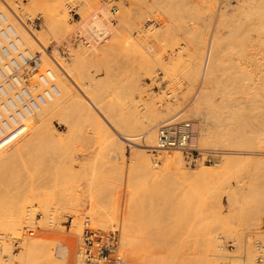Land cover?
I'll use <instances>...</instances> for the list:
<instances>
[{"label":"rangeland","instance_id":"374dc122","mask_svg":"<svg viewBox=\"0 0 264 264\" xmlns=\"http://www.w3.org/2000/svg\"><path fill=\"white\" fill-rule=\"evenodd\" d=\"M64 1L67 0H62L63 6ZM163 1L111 0L105 3L101 0H72L76 7V15L72 17L64 8L68 22L66 33L59 32L57 27H47L41 10L31 9L30 0H15L16 3H20L19 8L23 6L25 13L31 14V18L27 17L23 22L39 36L44 47L52 48L53 56L58 55L70 64L71 58H77V53L82 54L85 51V56L91 55L89 50L94 46L97 49L105 48L101 53L106 56H101L103 59L95 62L98 67L90 66L89 62L81 58L80 62H84V65L80 62L75 64L76 61L72 67L70 65L73 69L71 82L74 81L71 84L75 91H80L90 82V86H94L92 89L96 90L87 93L86 96H82V92H77L81 95V100L74 105L70 104L73 106L75 116L73 113L67 114V118H63L67 121L64 123L58 119L66 117L61 110V114L59 111L58 114L62 117L55 115L57 112L49 114L48 132L46 133L47 125L41 129V136L45 134V138L37 140L35 136L37 133L34 132L35 134L28 138H21L22 141L21 139L12 141L8 144L12 148L8 145L9 148H6L10 149L9 152L4 151L5 153L0 154V235H3L0 238L1 264H19L15 260L17 256L15 254L21 251L22 239L35 237L37 233L44 235L36 236L39 240L43 239L38 240L41 249L44 247L46 250L48 247L53 255L59 252L60 244L65 242L70 244L71 237L75 238L70 244L72 252L69 259L63 257L60 261L65 259L64 264H81L78 255L76 256L80 236L69 233L77 223L76 217L80 221L81 230L84 218L90 219L89 225L94 230H115L118 253L121 258L128 259L125 261H129L130 258L126 257L128 256L126 253V258L125 254L121 253L123 249L120 247L119 239L121 225L125 221L124 224L127 226L128 220L127 222L134 228H129L134 234L132 236L139 234L137 237L140 239L143 237L150 247V252L145 258L146 264H194L193 259L197 255L199 245H203L201 243L207 235L213 238L215 246L212 250L216 248L213 253L211 251L214 255L209 257L208 264H256L257 250L254 242L262 240L264 232V59L246 62L249 72L253 74L249 80L243 79L245 73L241 71L244 73L241 75L239 70L236 71L235 62L233 63L238 56L244 55L247 58L250 55L252 48L244 51L242 48L247 44L245 43L247 38L252 37L255 32L253 31V35L248 33L251 35L249 36L246 31L245 39L246 26L239 29L245 24L235 20H242L246 9L238 10L236 0H229L227 4L224 0L227 14L223 17L229 20L222 18L221 23L218 20L220 24L226 21L227 28L230 27L228 23L241 24V26L236 24L239 30L236 33L233 25L232 32L236 36L232 33V38L230 29L224 26L225 23L222 24L224 27L218 25V29L214 28L218 23L215 21V9L218 3L224 2L223 0ZM168 4L172 11L166 15L162 8ZM111 7L116 10L115 13ZM241 12L243 14H240ZM27 20L34 22L35 26L31 27ZM95 20L99 21L103 30H108L105 31L107 35L105 33L104 39H98L97 33L92 30V23ZM212 28L215 31L213 30L214 34L211 32L210 36L213 38L220 34L217 35V41L223 43L222 46L217 45V42L214 44L215 47L224 49L223 60H226L221 67L225 66L229 73L228 69L232 70L234 65L233 72H237L229 74V77L226 76L225 69L221 70L224 73H220L226 74L225 77L222 75L223 84L229 83L233 88L232 94L228 96L231 102L234 99L239 101L241 111L237 108L238 113L235 108L236 117L234 116L239 129L236 124L235 129L227 127L233 126L234 119L232 117L233 120L230 119L232 124H229V114L221 106L223 104H219L220 94L213 96L211 91L209 97L205 98L193 94L191 89L193 86L212 88L213 84L210 83L211 86L208 84L212 77L204 76L205 73L201 70L199 77H194L190 83L186 81L190 76L188 71L194 67L195 60L198 59L191 46L199 42L201 47L206 37L208 40L207 34ZM78 30L86 36L90 43L89 47L71 44V38ZM240 30L244 31L242 32L244 36L238 33ZM247 30L249 32L251 29L247 27ZM226 31L230 32V38ZM112 36L116 39L114 40ZM127 36H129L127 41H131L127 46H130L125 47L126 50L122 48L123 54L114 48L118 55L111 49L112 44L115 42V47H118L116 44H120L119 42L124 41ZM117 37L124 39L118 40ZM197 38L198 42L195 44ZM112 39L114 41L111 43ZM94 41L100 42L97 44ZM106 47L109 51H106ZM257 48L259 49L258 46ZM110 49L116 54H110ZM186 50L192 52L194 57L192 55L190 57V52L187 53ZM33 51H40L39 45ZM262 51L264 52V49ZM233 52L235 54H232ZM83 55L81 57H84ZM41 67L39 66V70L43 69ZM57 69L60 77L62 74L65 75L61 67L58 66ZM92 78L96 80L90 81ZM58 83L59 77L57 85ZM242 87H249V90L242 91ZM244 92L249 93L248 97L243 95ZM173 118L195 121L200 126L198 147L219 152L215 158L221 160V165H228V160L233 161V157L231 160L227 156L234 151H245L247 154L236 156L240 157L239 162L234 158L236 162H233V166L230 164L232 162H228L229 168L220 166L218 168L220 171L214 166L215 158L213 162H202L207 169L215 171V174L211 172L212 176L206 178L208 182L205 178L185 180L178 177L179 175L174 172L164 169V164L170 160L173 153L167 156L162 151L153 153L149 151L150 147L155 146L154 128L159 123ZM38 132L40 133L39 128ZM151 133L154 134L151 135L154 139L150 140ZM128 139L134 142L135 146H143L144 154L134 157L133 153L139 151L135 146L126 145ZM150 158L156 159L159 166L152 170L156 174L145 173L147 175L145 176L141 164ZM182 163L188 174L198 165L187 167L183 160ZM221 167H224L222 171ZM20 211L25 213L26 217L23 215L25 218L22 217L21 223L17 226V229H22L18 234L16 231L13 233L7 230L9 229L7 220L11 221L9 218L13 219ZM95 216L101 222L96 218L92 219ZM123 217H126L124 221ZM24 230H31L36 234L31 236ZM54 230L55 233L58 230L57 237L51 234ZM46 233L50 234L49 239L46 238L49 237L45 235ZM58 234H70L71 237L70 235L59 237ZM61 237L63 239L69 237L70 242ZM13 243L16 245L13 246ZM195 245L197 247L194 248Z\"/></svg>","mask_w":264,"mask_h":264},{"label":"bare ground","instance_id":"6f19581e","mask_svg":"<svg viewBox=\"0 0 264 264\" xmlns=\"http://www.w3.org/2000/svg\"><path fill=\"white\" fill-rule=\"evenodd\" d=\"M165 1V0H164ZM163 1V2H164ZM183 1V0H182ZM214 1V0H213ZM224 1V0H223ZM229 0H226V4H227V2H228ZM65 2V1H64ZM178 2V1H177ZM206 2V1H205ZM212 2V1H211ZM236 2V8L238 9V10H241L240 8H243V9H246L245 11H244V14H245V17H242V20L244 19V21H242V20H235L236 22H238V21H240V23H242V22H244V26H241V24L240 23H228V25H230V27L229 28H227V22L225 21V22H223L222 24L224 25V23H225V27H226V29H230L229 31H231V33L229 32V31H226V32H228L227 34H228V37H229V33L232 35V30H233V25H235V27H234V33H236L237 32V28H236V24H237V26L238 25H240L239 27V29H241V28H244L245 26H246V30H245V35H246V31H247V35H249L250 33L253 35V31L255 32V37H254V35L252 36V37H248L247 39L248 40H246L245 41V43L247 42V44H243L244 46V48H242L243 49V51L244 50H249V48H252V51H251V53H250V55H248L247 56V58H245L244 57V55L241 57V59H240V57L238 58L237 57V60L236 61H233V63L235 64V66L233 65V67H235L236 68V71H240L239 73L241 74V75H244V73H245V77L243 78V79H247V80H249V79H251L252 77H253V74H251L250 72H249V70H248V67H247V63L246 62H248V61H255V60H262V59H264V52L262 51L263 49H264V0H236L235 1ZM159 3V2H158ZM157 3V4H158ZM183 3H185V2H183ZM222 3H223V5H222ZM221 4L220 3H218V6H217V8L215 9V21L216 22H218V20L220 21V23H221V21H222V18L224 19L225 17H223L225 14H227L225 11H226V7H227V5L226 4H224L225 3V1L224 2H222ZM19 2H15V0L13 1H11V0H0V13H2L5 17H6V19H7V21L10 23V25L14 28V30H15V32H16V34H17V36H18V39L21 41V43H22V46H23V49H26L28 52H30V53H32V52H35V51H33V49L35 50V48L37 47V45H40V46H42V47H44L43 45H42V42H41V39L39 38V36H37V35H35V33L33 32V31H31V29L29 28V27H27L26 25V23L25 22H23V19L24 20H26L27 19V17H30V15L31 14H26L25 13V8L22 6L21 8H19L20 6H19ZM155 4V3H154ZM212 4V3H211ZM215 4V3H214ZM30 5H31V9H35V10H41V13H42V17H44V22H45V25L47 26V27H49V28H55V27H57L58 28V31L59 32H65L66 31V33H68V22H67V16H66V13H65V10H64V6H63V2H62V0H30ZM160 5V4H159ZM165 5V4H164ZM226 5V6H225ZM229 5V4H228ZM163 6V5H162ZM177 6V5H176ZM193 6V5H192ZM235 6V5H234ZM62 7H63V9H62ZM156 7V6H155ZM161 7V6H160ZM199 7H202V6H199ZM211 7V6H210ZM212 7H213V5H212ZM19 8V9H18ZM162 8V7H161ZM203 8V7H202ZM173 9V8H172ZM177 9V8H176ZM209 9V8H208ZM25 10V11H24ZM182 10V9H181ZM115 9H114V11H113V13H115ZM169 11H172L171 10V7H169V4H168V6H164L163 8H162V12L163 13H166V15L168 14V13H170ZM103 12V11H102ZM105 12V11H104ZM188 12H190V11H188ZM192 12V11H191ZM207 12V11H206ZM121 13V12H120ZM119 13V14H120ZM172 13V12H171ZM199 13V12H198ZM201 13V12H200ZM203 13V12H202ZM106 14V13H105ZM119 14H117V15H119ZM173 14V13H172ZM234 14V13H233ZM240 14H243V12H241ZM239 14V15H240ZM165 15V14H164ZM188 15H189V13H188ZM200 15V14H199ZM205 15V14H204ZM209 15H210V12H209ZM212 15V14H211ZM138 16V15H137ZM170 16V15H169ZM173 16V15H172ZM175 16V15H174ZM229 16H231V15H229ZM235 16V15H234ZM241 16V15H240ZM120 17V16H119ZM171 17V16H170ZM208 17V16H207ZM31 18V17H30ZM173 18V17H172ZM177 18V17H176ZM189 18V17H188ZM193 18V17H192ZM199 18V17H198ZM201 18V17H200ZM234 19L236 18V17H233ZM29 19V18H28ZM121 19V18H120ZM165 19H166V17H165ZM178 19V18H177ZM210 19V18H209ZM233 19V20H234ZM238 19V18H237ZM172 20V19H171ZM174 20V19H173ZM224 20H229V18L228 19H224ZM230 20H232V19H230ZM27 21H29V23H31L30 22V20H27ZM122 21V20H121ZM170 21V20H169ZM196 21V20H195ZM198 21V20H197ZM202 21H203V19H202ZM176 22V21H175ZM228 22H230V21H228ZM232 22H234V21H232ZM205 23V22H204ZM219 22L218 23H216L217 25H215V29L217 28L218 29V27L219 26H221L222 24H220ZM203 24V23H202ZM35 26V24H34V22H32L31 24H30V26ZM167 25L169 26V24L167 23ZM167 25H165V27L167 26ZM219 25V26H218ZM222 25V26H223ZM243 25V24H242ZM24 26V27H23ZM31 26V27H32ZM204 26V25H203ZM209 27H210V24L208 25ZM214 26V25H213ZM218 26V27H217ZM223 26V27H224ZM209 27H207L208 28V31H209ZM212 27V26H211ZM210 27V28H211ZM247 27H249V29H251L252 30V32H248V30H247ZM92 30H93V32L94 33H97L96 35L98 36V39H100V38H105L104 36H105V33L106 32H108V30H103V28L101 27V25H100V23H99V21H97V20H95V21H93V23H92ZM197 28V27H196ZM214 28H212L211 30H210V32H208V34H207V36H208V40H207V37H206V41H204V43H203V45L200 47L199 46V42H198V38L194 41L195 42V44L196 45H193V46H191L192 45V43H191V48H192V50H194V52L195 53H197V55H198V59H196L195 60V65H194V67L190 70V71H188V72H190L189 74H190V76L188 77V76H186V77H188V79L186 80L187 82L189 81V83H190V81L191 80H193V78L194 77H199L200 76V71L202 70V72L203 73H205L204 74V76L206 75V76H209V77H212L211 79L212 80H210V82H208V84L211 86V84H213V86H212V88H210V87H207V88H205V87H203V86H201V87H199V86H197L196 88H194V86L191 88V89H193V94L196 96V97H203V98H205V97H209V93H211V91L213 92V96H214V94L216 95V94H220L221 96V101L219 102V104L221 103V104H223V105H221L223 108H225L224 110H226L227 112H228V114H229V116H228V119H229V124L231 123L232 124V121L230 122V119L231 120H233L234 119V116H235V112L237 111H239L238 109H240V106H238L239 105V101H237V100H235L234 99V101L233 102H231V100H230V97H228L229 95H231L232 94V89L233 88H231V84L229 85V83L228 84H223L224 83V81H223V77H222V75H224V77H225V75L226 74H222L221 75V73H224V71H226L225 73H227V77H229L230 75L229 74H233V73H237L236 71H234L233 72V70H235V68L233 69V67H232V73H230L231 71L228 69V71H229V73L227 72V69L225 68V66L222 68L221 66H223L222 64H223V62L226 60H223V53H222V51L224 50V49H222V47H220V48H218L217 46L215 47L214 46V44L216 45V42L218 43L217 45H221L222 46V44H220L221 43V41H220V43L217 41V39H218V37H217V35L219 36L220 34H217L216 36H214L213 38L211 37L212 36V34H211V32L213 33V30H214ZM176 29V28H175ZM206 29V28H205ZM225 29V30H226ZM162 30V29H161ZM168 30V29H167ZM243 30V29H242ZM242 30H240V32H238V33H242V32H244V31H242ZM106 31V32H105ZM215 31V30H214ZM217 32H218V30H216ZM239 31V30H238ZM110 32V31H109ZM198 32H199V30H198ZM200 32H202V31H200ZM207 33V32H206ZM223 33V32H222ZM233 33V34H234ZM249 33V34H248ZM197 34V33H196ZM195 34V35H196ZM214 34V33H213ZM243 34V36H244V33H242ZM95 35V36H96ZM106 35H107V33H106ZM113 35H115L114 33H113ZM119 35V34H118ZM201 35H203V33L201 34ZM205 35V34H204ZM211 35V36H210ZM230 35V37L232 38L233 37V35L231 36ZM235 35V34H234ZM238 35V34H237ZM240 35V34H239ZM247 35L245 36V39H246V37H247ZM96 36V37H97ZM121 36H122V34H121ZM124 36V35H123ZM122 36V37H123ZM225 36V35H224ZM227 36V35H226ZM236 36V35H235ZM249 36H251V35H249ZM95 37V38H96ZM121 37V38H122ZM129 36H127V37H125L126 39H124V38H122V39H124V41H120L119 43L120 44H116V46L117 45H119L120 46V48L121 49H119V46L118 47H115V42L112 44L113 45V47H112V45L111 44H109V45H111L110 47H112L111 49H113L114 51H115V49L117 50H119V52L121 53V51H122V53L121 54H123V49H125V47H129L130 45H128L127 46V44H130L131 43V41L129 42V41H127V39H129L128 38ZM195 37V36H194ZM211 37V38H210ZM229 37V38H230ZM238 37H240V36H238ZM42 38V37H41ZM92 38H93V36H92ZM112 38L114 39L115 37H113L112 36ZM118 38V40H121V38L120 37H117ZM120 38V39H119ZM244 38V37H243ZM243 38H242V40H243ZM97 39V38H96ZM95 39V40H96ZM97 39V40H98ZM102 39V40H103ZM111 40L110 42L112 43L114 40ZM199 39H200V34H199ZM221 39H223V37H221ZM220 39V40H221ZM102 40H100V41H102ZM117 40V41H118ZM133 40V39H132ZM224 40V39H223ZM86 41H87V43H88V45H87V47H89L90 46V43L88 42V40L86 39ZM100 41H98V42H100ZM238 41H239V39H238ZM94 42H96V41H94ZM98 42H96L97 44H98ZM107 42V41H106ZM109 42V41H108ZM191 42V41H190ZM194 42H193V44H194ZM232 42V41H231ZM241 42V41H240ZM239 42V43H240ZM116 43H118V42H116ZM133 43V42H132ZM210 43V44H209ZM242 43V42H241ZM243 43H244V40H243ZM125 44H126V46H125ZM232 44H233V42H232ZM235 44V43H234ZM225 46V45H224ZM241 46V45H240ZM257 46L259 47V49L257 48ZM47 47V46H46ZM46 47H44V48H46ZM95 47V46H94ZM94 47H92V48H94ZM124 47V48H123ZM237 47V46H236ZM254 47V48H253ZM90 49L89 51H91L90 52V54L91 55H86L85 56V51H83L82 52V54H84L83 56L84 57H81L82 56V54L81 53H77V55H76V57L77 58H71V62H70V64L68 63H66L65 61H63L64 59H62L61 57H59L58 55H56V56H53L52 54H51V56H52V58L50 59L47 55H46V53H44V52H42V51H38L39 52V57H38V67H37V69L39 70V66H42L41 68H43V69H45V68H49V69H51L52 71H53V73H54V76H55V78H56V85H57V78L59 77V83H58V85H59V88H58V85H57V89H58V95L57 96H55L53 99H51L49 102H47L44 106H42L39 110H37L36 112H34L28 119H27V121H26V123H25V127H24V129H23V131L22 132H20L19 134H17L15 137H13L10 141H8L7 143H5V144H3V145H1L0 146V154L2 153L3 154V152L4 151H8L9 152V150L7 149L6 150V148H9L8 146H10V145H8V144H10V143H12V141H16V140H19V139H21V138H25V137H27L28 138V136L30 137V135L31 134H33L34 132L35 133H37V134H35V136H36V138H37V140H38V138H40V139H43V138H45V134H42V136H41V132H42V130L41 129H43L42 128V126L44 127V126H46L47 127V131L45 130V128H44V130L46 131V133L48 132V123L50 122L49 120V114H54V113H56L57 112V114H55V115H59L58 114V111H59V113H60V110H61V113L62 114H64L65 116L68 114L69 115V113L70 114H74V110H73V106H71L70 104H75L77 101H79V99L81 98V95L83 96H86V94L87 93H93L94 92V90L95 89H92L94 86H90V83H89V85L87 84V85H85V86H83L82 87V89H80V91H75V88H73V86H72V84L71 83H73V82H71V80H73V69L71 68L73 65L72 64H74V62L76 61V63L75 64H77V62H80L81 60H80V58L81 59H85L84 61L86 62H89L88 64L90 65V66H97L98 64H95V62L98 60L99 61V59L100 58H102V57H104V56H106V55H102V54H104V53H101L103 50H105V48H101V49H97L96 47H95V49ZM115 48V49H114ZM123 48V49H122ZM218 48V49H217ZM233 49H234V47H232ZM108 48L106 47V51H109V50H107ZM110 49V52L112 51ZM233 49H231V51L233 50ZM239 49V48H238ZM117 50V51H118ZM126 50V49H125ZM124 50V51H125ZM209 50H210V52H209ZM251 50V49H250ZM57 52H58V49L56 50ZM105 51V52H106ZM187 51V50H186ZM205 51H208V52H205ZM243 51H242V53H243ZM54 51H52V53H53ZM110 52H108V53H110ZM113 52V51H112ZM110 53V54H114V53ZM181 52V51H180ZM185 52V51H184ZM188 52H190V51H187V53ZM224 52V51H223ZM107 53V52H106ZM117 53V52H116ZM115 53V54H116ZM219 53V54H218ZM228 53V52H227ZM241 53V54H242ZM114 54V55H115ZM118 54V53H117ZM184 54V53H183ZM193 53L192 52H190L189 53V56L191 57V55H192ZM232 54H235L234 52L232 53ZM43 55H45V56H43ZM119 55V54H118ZM231 55V54H230ZM237 55V54H236ZM239 55V54H238ZM102 56V57H101ZM117 56V55H116ZM121 56V55H120ZM127 56V55H126ZM187 56H188V54H187ZM193 56V55H192ZM194 57V56H193ZM227 57H229V56H227ZM79 58V59H78ZM86 58H87V60H86ZM103 59V58H102ZM124 59V58H123ZM129 59V58H128ZM230 59V58H229ZM238 59H240V61H238ZM74 60V61H73ZM124 60H126V59H124ZM124 60H122V62H124ZM179 60V59H178ZM232 60V59H231ZM234 60V59H233ZM242 60V61H241ZM102 61V60H101ZM227 61H229L228 59H227ZM226 61V62H227ZM82 62H80V64H81ZM90 63H94V64H90ZM97 63V62H96ZM99 63V62H98ZM126 63H127V61H126ZM83 65H84V62L82 63ZM88 64H87V66L86 67H88ZM101 64V63H100ZM171 64V63H170ZM225 64V63H224ZM70 65H71V67H70ZM86 65V64H85ZM61 67V69L64 71V74L65 75H63L62 73V75H61V77H60V72H58V69H57V67ZM89 66V67H90ZM95 66V67H96ZM100 66V65H99ZM124 66V65H123ZM228 66H229V64H228ZM95 67H93V68H95ZM98 67V66H97ZM91 68V67H90ZM100 68V67H99ZM127 68V67H126ZM103 69V68H102ZM222 69H225L224 71H222L221 72V70ZM55 70V71H54ZM94 70V69H93ZM95 70H96V68H95ZM94 70V71H95ZM59 71H61V70H59ZM62 71V72H63ZM87 71H89V69L87 70ZM128 71V70H127ZM241 71L242 72H244V73H241ZM100 72V71H99ZM201 72V73H202ZM221 72V73H220ZM185 74V73H184ZM126 75H127V73H126ZM57 76V77H56ZM150 76V75H149ZM153 77V76H152ZM227 77H226V79H227ZM88 78H90V76L88 77ZM74 79H75V77H74ZM163 79V78H162ZM198 79V78H197ZM210 79V78H209ZM263 79H264V77H263ZM92 80H96V79H91L90 81H92ZM127 80V79H126ZM185 80V79H184ZM227 81H229V80H227ZM177 82V81H176ZM225 82H226V80H225ZM211 83V84H210ZM93 85V84H92ZM95 85V84H94ZM242 91L243 90H249V87H242V89H241ZM60 91V92H59ZM96 91V90H95ZM79 92H82V94L81 95H79L78 93ZM59 93H60V95H59ZM209 94V95H208ZM246 95L247 97H248V92H244L243 93V95ZM59 96V97H58ZM245 96V97H246ZM56 97H58V98H56ZM218 97H219V95H218ZM244 97V96H243ZM82 98H85V97H82ZM211 98H212V96H211ZM245 99V98H244ZM81 100V99H80ZM235 102H236V104H235ZM241 104V103H240ZM242 104H243V101H242ZM261 104H263V103H261ZM243 106L241 105V108H242ZM235 108H236V111H235ZM238 108V109H237ZM64 111V113H63V111ZM67 113H66V112ZM68 111H71V112H68ZM240 111H241V109H240ZM60 113V114H61ZM239 113V112H238ZM237 114V113H236ZM54 115V117H56ZM239 115V114H238ZM60 116V115H59ZM74 116H75V114H74ZM76 116H77V114H76ZM60 117H62V116H60ZM79 117V116H78ZM81 117V116H80ZM232 117H233V119H232ZM236 117V116H235ZM63 118H67V116L66 117H62V118H59L58 117V119H59V121H62V122H64V123H66L67 121H65V120H63ZM52 119V118H51ZM62 119V120H61ZM78 119V118H77ZM174 120H191L192 122H193V127L196 129V132H197V136H196V139H195V144H196V146L198 147V144H197V141H198V138H199V130H200V126H198V124L195 122V121H193L192 119H184V118H173ZM236 119V118H235ZM235 119L233 120V126H227L228 128L229 127H234V125L236 124V121H235ZM171 120V119H170ZM241 120V119H240ZM239 120V121H240ZM84 121V120H83ZM235 121V122H234ZM198 122V121H197ZM66 125V124H65ZM67 126V125H66ZM236 126H237V124H236ZM235 126V127H236ZM241 126V125H240ZM235 127H234V129H235ZM238 127V129H239V125L237 126ZM244 127V126H243ZM38 128H39V131H40V133L38 132ZM143 129V128H142ZM142 129H141V131H142ZM155 129H156V127L154 128V132H155ZM140 130V129H139ZM139 130L137 131V133L139 132ZM230 130H233V129H229V131ZM140 131V132H141ZM241 131V130H240ZM231 132H233V131H231ZM153 133H151L150 135H149V137H150V140H151V138H153L151 135H152ZM233 134H234V132H233ZM38 135H40V137L38 136ZM154 135V134H153ZM31 139V138H30ZM138 139V138H137ZM146 139H147V135H146ZM146 139L144 140V141H146ZM154 139V138H153ZM23 139H21V141H22ZM136 140V139H135ZM141 140V139H140ZM142 141V140H141ZM153 141V140H152ZM147 142H148V139H147ZM149 143H150V141H149ZM17 144H19V142L17 143ZM126 144H128L129 146H135L134 145V142H132L131 140H126ZM144 144H146V143H144ZM151 144H152V142H151ZM8 145V146H7ZM13 146H14V144H12ZM15 145H16V143H15ZM147 145V144H146ZM200 145V144H199ZM11 148H12V146H10ZM143 146H135V149L137 150V151H139V152H135V153H133V154H135V156L134 157H136V156H138V155H142V154H144V151H143V148H142ZM200 147V146H199ZM198 147V148H199ZM199 149H201L202 151H209V152H212L213 154H212V157H211V161L213 162L214 161V158H215V156H217L216 154H220L219 152H216V150H213V149H205V148H199ZM135 151V150H134ZM149 151L151 152V153H153V151H159L158 149H156V135H155V146L154 147H150L149 148ZM7 152V153H8ZM163 152V151H162ZM5 153V152H4ZM6 153V154H7ZM173 153V154H172ZM170 154H172L173 156H171V158H170V160L169 161H166V163L164 164V169L166 170V171H168V172H174L176 175H179L178 177H181V178H183V179H187V178H192V179H196V180H198V179H204L205 178V180H207V182H208V179H206L208 176H212V174H210L211 172L212 173H214L215 171H211V170H209V169H207L208 167L207 166H205V165H203L202 164V162H203V159L202 160H200L199 162H197L196 164H194L195 166L197 165V167L196 168H194V169H191V172L188 174L186 171H185V169H184V167H183V163H182V160L183 159H181L182 157H180L181 155H179V153L178 152H176V151H171V152H165V155H170ZM244 154H247V152H245V151H234V153L233 154H230V155H228L227 157L229 158V159H231L232 157V159H233V161H230V160H228L227 161V164L228 165H221L222 163H221V160H219V159H216L215 160V164H214V166H215V168L216 169H218L220 166H225V167H228L229 166V163L228 162H232V163H230L231 165L233 164V162H234V158H235V160H237L238 162H239V158L238 157H236V156H243ZM235 157H234V156ZM3 156V155H2ZM1 156V157H2ZM5 156V155H4ZM245 157V156H244ZM203 158V157H202ZM231 159V160H232ZM134 160V159H133ZM132 160V163L134 162ZM241 160V159H240ZM144 162V163H143ZM236 162V161H235ZM234 162V163H235ZM142 163L143 164H141V166H142V171L144 172L143 174H149V175H154V174H156V173H154L152 170L153 169H156L159 165H158V162H157V160L156 159H153V158H150V159H147V160H144V161H142ZM185 164V163H184ZM186 165V164H185ZM193 165V166H194ZM132 166V165H131ZM187 167H191V166H188V165H186ZM233 166V165H232ZM231 166V167H232ZM133 167V166H132ZM135 168V167H134ZM222 168V167H221ZM229 168V167H228ZM234 168V167H233ZM224 169V167L221 169V171ZM219 170V169H218ZM220 171V170H219ZM173 173V174H174ZM208 173L210 174V175H208ZM145 174V176H147ZM174 174V175H175ZM215 174V173H214ZM148 175V176H149ZM129 177V176H128ZM190 179H188V180H190ZM213 180V179H212ZM209 181H210V179H209ZM127 183V182H126ZM122 185V184H121ZM180 190V189H179ZM233 190V189H232ZM90 192V191H89ZM129 194V193H128ZM91 200V199H90ZM88 201V200H87ZM119 201V200H118ZM92 204V203H91ZM89 207V206H88ZM93 210V209H92ZM77 213H78V211H77ZM93 213H95V212H93ZM12 215V214H11ZM26 217V215H25V213L23 214L21 211L19 212V213H17V214H15V216H13V219L12 218H9V220L11 219V221H8L7 220V222H9V223H7V225H9L8 227H9V229L7 228V230H11V232H13V233H15L14 231H16V233L18 232V234H19V232H20V229H17V226L21 223V221H22V217H24V216ZM93 215H96V214H93ZM24 217V218H25ZM98 217H99V215H98ZM22 218V219H21ZM93 218H96V220L97 221H99V222H101L100 220H99V218H97L96 216L95 217H92V219ZM102 218V217H101ZM124 218H126V217H123V221H124ZM84 219H86V220H88V222H89V218H84ZM21 220V221H20ZM95 220V221H96ZM127 220V219H126ZM75 221L77 222H74V223H76L75 224V227H73L74 229L71 231V232H69L70 234H72V235H75V236H80V233H81V227H80V221L78 220V218L76 217V219H75ZM84 221V220H83ZM103 221V220H102ZM105 221V220H104ZM128 221V220H127ZM126 221V223L128 224V225H130L129 227H128V225L126 226L124 223H125V221H124V223H122V227L120 228V236H121V239H119L120 240V242L119 243H121V246L120 247H122V252L121 253H123V255L126 253L128 256H126V254L124 255V257L126 256V257H129L130 258V260L129 261H127L129 264H146V262H145V258H146V256H148V253L150 252V247H149V245H148V243H146L145 242V240H143L144 238L143 237H141L142 239H140L139 237H137V236H139V234L138 235H135L134 237L132 236V232L131 231H129V230H131V229H129V228H133V226L131 227V224H129V222H127ZM6 223V222H5ZM104 223V222H103ZM22 224H23V222H22ZM21 224V225H22ZM196 224V223H195ZM4 226H6V225H4ZM90 226V225H89ZM100 226V225H99ZM136 226V225H135ZM59 227V226H58ZM139 227H141V224L139 225ZM93 229V228H92ZM134 229V228H133ZM140 229V228H139ZM139 229H138V231H139ZM6 230V229H5ZM22 230V229H21ZM140 230H142V229H140ZM187 230V229H186ZM24 231H27V233H28V231H31V230H24ZM57 231L58 230H56V233H57ZM63 231V230H62ZM99 231H101V230H99ZM181 231H183V230H181ZM59 232H61V231H59ZM58 232V233H59ZM101 232H103V231H101ZM141 232V231H140ZM41 233V232H40ZM51 233V232H50ZM56 233H55V230H54V233H51V234H55V237H57L56 236ZM67 233V232H66ZM143 233V232H142ZM208 233V232H207ZM263 233V235H264V232H262ZM29 234V233H28ZM32 234H34L33 233V231H31V236H32ZM36 234V233H35ZM34 234V235H35ZM37 234H39V233H37ZM35 235V237H27V238H25V239H22L23 240V243L21 244V246H22V248H21V251L19 252V253H16L15 254V260L16 261H18L19 262V264H64V260L66 259V260H68L69 259V256H70V254H71V246H70V244L72 243V240H74L75 238H72L71 237V235L70 234H67V235H70V237H71V239L72 240H70L71 241V243L70 244H67L66 242L64 243V244H60L59 246H60V248H59V252L58 253H55L54 255L52 254V253H50V251H49V249H48V247L47 246H45V247H47L46 248V250H44V247L42 248L44 251H42V249H41V243H39V241L41 240H43V239H40L39 240V238H36V236H44V235H42V234H40V235ZM49 234V233H48ZM61 234V233H60ZM173 234V233H172ZM185 234H186V232H185ZM33 235V236H34ZM45 235H47V233L45 234ZM53 235H51V237L53 236ZM59 235V234H58ZM67 235H65V234H62V235H59V237L60 236H67ZM134 235V234H133ZM211 235V234H210ZM47 236H49V237H46V238H50V234L49 235H47ZM75 236H73V237H75ZM142 236H144V235H142ZM208 236V237H207ZM207 236H204V240H203V238H202V240H203V242L201 243V244H203V245H199L200 247L198 248V250H197V255L194 257L195 259H193L192 261H193V263L194 264H208V261H209V257H211V256H213L214 254H211V251H212V253H213V251H215V249L214 250H212L214 247L213 246H215V245H213V238H211L209 235H207ZM3 237V235H0V238H2ZM44 237V238H45ZM54 236H53V238H55ZM145 237V236H144ZM175 237V236H174ZM181 237V236H180ZM62 239H63V237H61ZM69 238V237H68ZM68 238L66 239V238H64L63 240H65V241H67L68 240ZM178 239V238H177ZM39 240V241H38ZM45 240V239H44ZM69 241V240H68ZM67 241V242H68ZM69 241V242H70ZM197 241V240H196ZM256 241V240H255ZM261 242L263 241V239L262 240H260ZM78 244H79V242H78ZM117 244H118V240H117ZM16 245V243H13V246H15ZM44 245V244H43ZM194 245V244H193ZM77 246V245H76ZM194 248L195 247H197L196 245L195 246H193ZM256 247V246H255ZM16 248V247H15ZM193 249V248H192ZM194 250V249H193ZM256 250H257V252H258V249H257V247H256ZM124 251V252H123ZM210 252V253H209ZM251 253V252H250ZM119 254V256H120V253H118ZM255 254V253H254ZM78 255V249H77V253H76V256ZM5 257V256H4ZM63 257H65V259H63V260H61L60 261V259L61 258H63ZM121 257V256H120ZM125 257V258H126ZM78 259H79V257H78ZM123 259V258H122ZM1 260V259H0ZM123 260H128L127 258L126 259H123ZM73 263V262H72ZM0 264H1V262H0ZM82 264V263H81ZM253 264V263H252Z\"/></svg>","mask_w":264,"mask_h":264},{"label":"built area","instance_id":"2783aa9c","mask_svg":"<svg viewBox=\"0 0 264 264\" xmlns=\"http://www.w3.org/2000/svg\"><path fill=\"white\" fill-rule=\"evenodd\" d=\"M64 7L72 17L76 15L72 0H67ZM70 42L88 45L81 30L74 33ZM39 50L52 58L51 47L39 45ZM38 57V51L30 53L23 49L14 28L0 13V146L22 132L27 119L58 95L53 71L49 68L38 70ZM155 135L156 149L178 152L188 166L202 159L203 162L211 161L213 153L202 151L195 144L197 132L191 120L163 121L156 126ZM262 239V242H254L258 249L256 264H264V235ZM78 257L82 264H129L118 254L116 231L94 230L86 219L82 222Z\"/></svg>","mask_w":264,"mask_h":264}]
</instances>
